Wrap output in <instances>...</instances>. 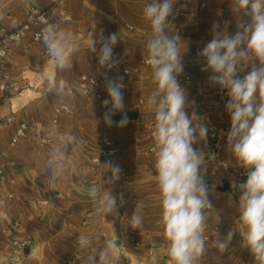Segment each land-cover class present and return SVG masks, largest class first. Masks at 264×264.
<instances>
[{
    "label": "crops",
    "instance_id": "1",
    "mask_svg": "<svg viewBox=\"0 0 264 264\" xmlns=\"http://www.w3.org/2000/svg\"><path fill=\"white\" fill-rule=\"evenodd\" d=\"M150 2L0 0V26L15 27L27 9L36 6L46 10L47 18L54 12L81 46L80 52L72 57V67L63 72L55 68L41 40L29 37L11 43L0 63V76H3L0 81V201L4 202L0 207V264H85L87 253L76 246L81 233L97 238L96 248L116 242L113 251L121 264H171L165 254L168 241L164 237L162 195L152 168L158 148L156 144L155 150L149 149L154 142L147 127L154 120V113L147 109V100L156 87L151 66L142 63L148 56L147 38L152 34L150 23L143 17V8ZM186 2L187 7H181ZM240 20V16L231 13V0H176L174 15L169 17L167 25L169 31L180 33L184 39L181 50H187L181 76L189 75L190 81L182 86L188 91V99L196 102L198 114L210 121L207 146L197 147L217 154L206 176L213 207L205 210L207 251L200 264H255L249 250L241 247L238 233L226 252L217 251V241L229 228L242 231L239 213L235 207L228 206V194L237 199L232 182H237L242 168L227 151L226 136L222 135L230 128V117L224 107L227 98H218L220 89L208 83L209 73L201 71L202 62L197 59L198 50L212 38L213 21L234 33ZM91 33L97 37L118 33L120 42L114 48V55L121 62L117 68L97 71L96 55L91 52ZM122 67L138 69L130 74L123 89L129 123L123 128L108 127L103 121L106 108L102 100L108 97L102 73L107 72L113 78ZM53 73L69 84L63 98H56L46 89L47 77ZM82 73L100 82L105 98L81 89L78 77ZM60 106H66L67 110L56 113L55 109ZM188 111L191 113L192 109ZM121 118L122 114L118 113L113 120ZM21 123L27 125L25 135L11 145L10 140ZM69 135L82 142L80 148L68 143ZM104 138L118 151L96 164L92 158ZM58 149L63 156L57 157V164L63 165L65 175L52 190L48 186V160ZM106 160L122 168L121 178L115 185L103 183L109 175L104 174L102 165ZM92 185L101 191L106 187L112 188L115 194H123L122 215L125 212L131 215L134 202L142 201L140 229H124L118 219L102 216L87 194ZM16 220L19 226L14 225ZM14 240L25 242V247L14 252Z\"/></svg>",
    "mask_w": 264,
    "mask_h": 264
},
{
    "label": "clouds",
    "instance_id": "2",
    "mask_svg": "<svg viewBox=\"0 0 264 264\" xmlns=\"http://www.w3.org/2000/svg\"><path fill=\"white\" fill-rule=\"evenodd\" d=\"M176 0H151L143 8V17L150 23L151 35L147 38V64L152 69L155 89L147 100V109L154 113L156 153L155 171L162 195V221L164 237L168 241L165 254L171 264H200L206 254V209L212 208L210 187L206 181L210 164L217 154L205 152L210 132V121L198 114L196 102L188 99V91L179 82L184 72L181 50L184 42L179 32L169 31V17L174 15ZM181 7H187V2ZM231 13L240 16L236 31L229 33L225 25L213 21L211 39L197 52L202 62L201 71L209 73L208 83L218 87L227 97L225 111L230 117L226 136V149L236 165L244 170L243 182H232L237 199L228 194V206L239 213L240 229L231 227L217 241V251L226 252L234 237L239 234L240 245L249 250L255 264H264V0H231ZM246 17V19H244ZM46 18L41 29V43L48 57L59 71L72 67V57L80 52V44L71 30L63 27V20ZM91 52L96 55L98 69L111 71L121 59L114 55L120 42L118 33L105 37L90 34ZM247 69V71H245ZM104 90L107 92L102 105L106 108L103 121L108 127L123 128L129 123L124 102L123 76L109 78L102 73ZM68 82L48 75L46 89L56 98L67 95ZM192 111L189 113L188 109ZM122 114L119 121L113 120ZM68 143L81 147V141L69 135ZM63 152L56 150L48 160L50 168L49 188L55 190L64 178L62 164L57 157ZM103 183L115 185L120 180L122 168L112 160L103 164ZM87 194L99 213L118 219L122 228L140 229L143 224V202H134L131 215H122L123 194H115L112 188L102 191L92 185ZM4 205L0 201V207ZM217 216L220 219L219 213ZM113 231L115 232L114 228ZM92 235L79 234L76 246L87 253L85 264H121L114 254L115 243L96 248Z\"/></svg>",
    "mask_w": 264,
    "mask_h": 264
},
{
    "label": "built area",
    "instance_id": "3",
    "mask_svg": "<svg viewBox=\"0 0 264 264\" xmlns=\"http://www.w3.org/2000/svg\"><path fill=\"white\" fill-rule=\"evenodd\" d=\"M46 18H47V12L45 9H42L36 6H30L27 9L24 18L21 20V22L18 25H16L13 28H8L6 26H0V63L4 60V58L8 54V47L11 43L20 41L25 37H29L32 40H41V35H40L41 29L44 26V21ZM147 59H148V56L144 57L142 59V63L147 64L146 62ZM137 70H138L137 68L122 67L119 69L117 75L123 76V83L126 84L129 79L130 74L133 72H136ZM2 77L3 76H0V81ZM178 79L181 85H184V84L189 83L190 76L183 75V76H180ZM78 85L81 87V89L85 93L92 92L98 98L106 97L102 90V85L100 84V82L97 79L91 76H88L87 74L82 73L79 75ZM217 95H218V98L220 99L227 98L226 95L221 90L218 91ZM61 110H67V107L66 106L57 107L55 109V112L59 113ZM54 121H56V118L54 119ZM155 123H156L155 120H152L147 124L150 136L154 142L149 147L150 150H155L156 148V141H155V136H154ZM26 129H27V125L25 123H21L16 128L15 134L10 140V144L14 145L20 137L24 136ZM117 151H118V148L114 147L112 145V142L109 139L104 138L102 145L98 148L96 155L92 158V161L97 164L100 161H102L104 158L115 154ZM154 165H155V161L152 164V168L155 171ZM243 172H244L243 169H240L238 171L237 183L243 182L246 179ZM46 201L47 200H44V202ZM19 224H20L19 221L17 220L14 221L15 226H19ZM13 245H14L13 251L19 252L21 249L25 247V242L14 240Z\"/></svg>",
    "mask_w": 264,
    "mask_h": 264
}]
</instances>
